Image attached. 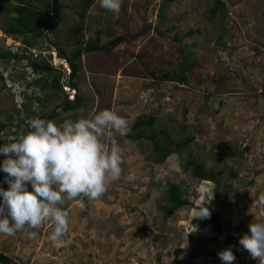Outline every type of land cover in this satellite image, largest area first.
I'll list each match as a JSON object with an SVG mask.
<instances>
[{
	"label": "rangeland",
	"instance_id": "obj_1",
	"mask_svg": "<svg viewBox=\"0 0 264 264\" xmlns=\"http://www.w3.org/2000/svg\"><path fill=\"white\" fill-rule=\"evenodd\" d=\"M217 1L178 0L164 8V0H123L119 13H113L101 8L100 0L86 12L84 0H62L63 21L49 36L67 52L77 42L95 39L98 30L102 43L121 35L128 43L82 57L77 83L84 106L74 112L58 109L55 121H75L115 107L129 126L140 116H152L154 130L189 142V147L182 157L172 155L156 165L151 143L114 136L109 143L124 148L120 178L96 201L65 198L70 227L57 242L49 240L50 221L34 230V239L23 232L0 234V253L12 264H224L219 253L227 248L235 254L233 264H259L239 240L251 235V223L264 220V0H220L225 7L211 19ZM19 2L36 4L0 0L1 54L25 50L2 31L8 18L3 6ZM75 29L81 32L73 35ZM36 50L48 60L54 54V67L65 74L63 92L35 85L46 77L34 74L28 60H0V122L8 125L0 147L29 131L31 119L49 115L66 95L72 99L76 94L67 85L69 69L57 52ZM183 58L199 64L187 85L157 79L176 71ZM29 96L41 99L31 102L36 112L31 117L23 108ZM188 155L222 178L231 168L237 177L216 198L213 183L183 170ZM5 158L0 154V168ZM5 178L0 170V186L6 190ZM168 183L178 184L191 206L164 220L158 207ZM203 207L217 214L219 232L211 218H194Z\"/></svg>",
	"mask_w": 264,
	"mask_h": 264
},
{
	"label": "clouds",
	"instance_id": "obj_2",
	"mask_svg": "<svg viewBox=\"0 0 264 264\" xmlns=\"http://www.w3.org/2000/svg\"><path fill=\"white\" fill-rule=\"evenodd\" d=\"M122 2L100 0V7L119 13ZM29 127L25 134L0 147V154L6 157L0 170L6 173L9 185L7 190L0 187V234L23 232L34 239V230L50 221L49 240L57 242L70 227L65 198L96 201L120 178L124 148L109 142L114 136H127L130 127L115 107L75 121L34 118ZM210 216V210L203 207L194 218ZM249 229L251 235L244 234L239 244L252 259L264 264V220L251 223ZM219 257L224 264L236 259L231 248L221 251Z\"/></svg>",
	"mask_w": 264,
	"mask_h": 264
},
{
	"label": "trees",
	"instance_id": "obj_3",
	"mask_svg": "<svg viewBox=\"0 0 264 264\" xmlns=\"http://www.w3.org/2000/svg\"><path fill=\"white\" fill-rule=\"evenodd\" d=\"M96 0H84L83 7L86 10L91 8ZM178 0H164L163 7L168 3H174ZM34 3L19 2L17 4L8 3L3 6L2 13L8 17L2 27L3 33L14 39L15 41H21L25 46V50L22 54L6 52L0 53V60L3 61H16L22 62L28 60L30 68L34 74L45 76L46 79L36 81L34 84L40 86L42 91H48L51 89L63 92V86L61 85V79L65 75L61 70H57L54 67L52 54L49 60L42 55L43 52H38L36 49L47 48L48 51L55 50L60 53L67 64L70 74L68 75L67 85L75 91L74 99L72 100L67 95L64 102L57 106L49 115L40 116L38 118L55 120L58 117V109L64 111H78L83 108L86 101L80 94L79 85L77 83L79 79V73L81 70V60L86 54L98 53L102 51L111 50L118 45L128 43V38L121 35L112 38L107 43H102L101 31H96L95 39L88 40L84 45L77 42V48L72 52H67L61 47L60 43H56L51 39L53 34H56L60 23L63 21L62 10L65 6L62 0H36ZM225 7V4L220 0L216 2L211 11V19H213L220 11ZM162 8V9H164ZM86 14V13H84ZM79 29L72 31L73 35H76ZM194 32L190 31L188 35H193ZM52 34L51 36H49ZM176 42H180L179 38H175ZM30 50V52H28ZM37 51V54H36ZM54 53V52H52ZM199 66L198 62L190 61L188 58H183L179 64L178 69L174 72H166L163 75L157 77L158 80L163 82H173L179 85L188 84V76L191 71ZM58 73V76L56 75ZM0 79L4 80L3 75L0 73ZM209 98V97H208ZM28 104L25 103L23 108L26 115L31 117L36 113L31 106L32 101L40 102L41 99L37 96L27 97ZM156 120L152 116H140L136 119L134 124L130 127V132L126 139L131 141H147L153 146V152L151 159L154 164L162 165L172 155H179L182 157L184 149L189 147V142L176 141L171 135L165 131L154 130ZM8 129V125L4 122H0V135ZM182 167L185 172H190L194 179L210 182L215 185L216 198L219 197L220 191L229 180L237 177V173L234 169H230L228 175L222 178L215 170L208 169L206 165L193 157L188 155L182 160ZM2 188L4 185L1 184ZM5 189V188H4ZM7 190V189H6ZM29 190L31 185H29ZM163 204L158 208L161 211L164 220L172 217L176 211L187 206H191L189 199L185 197V191L178 184L168 183V186L163 194ZM217 199L213 201L216 202ZM0 203H2V197H0ZM211 212V221L214 225L215 231L219 232L221 226L218 222V216L213 211V208L209 209ZM0 264H12V259L0 253Z\"/></svg>",
	"mask_w": 264,
	"mask_h": 264
},
{
	"label": "water",
	"instance_id": "obj_4",
	"mask_svg": "<svg viewBox=\"0 0 264 264\" xmlns=\"http://www.w3.org/2000/svg\"><path fill=\"white\" fill-rule=\"evenodd\" d=\"M57 57H58L60 60H64V57H63L60 53H57Z\"/></svg>",
	"mask_w": 264,
	"mask_h": 264
}]
</instances>
